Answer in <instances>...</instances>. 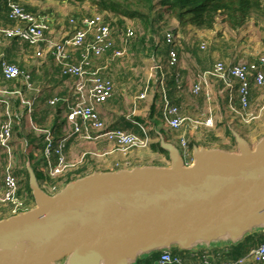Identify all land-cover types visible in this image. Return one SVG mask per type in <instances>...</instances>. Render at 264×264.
Wrapping results in <instances>:
<instances>
[{
  "label": "water",
  "instance_id": "1",
  "mask_svg": "<svg viewBox=\"0 0 264 264\" xmlns=\"http://www.w3.org/2000/svg\"><path fill=\"white\" fill-rule=\"evenodd\" d=\"M237 149L161 139L169 166L94 171L51 194L28 160L35 204L0 219V264H137L145 255L237 244L264 231V136Z\"/></svg>",
  "mask_w": 264,
  "mask_h": 264
},
{
  "label": "crops",
  "instance_id": "2",
  "mask_svg": "<svg viewBox=\"0 0 264 264\" xmlns=\"http://www.w3.org/2000/svg\"><path fill=\"white\" fill-rule=\"evenodd\" d=\"M18 1L26 10L36 14L41 20L46 21L49 25V29L47 30L48 36L55 38H62L71 31L68 23V18L70 16L75 14L87 15V11L90 13L88 15L92 16L94 13L99 12L96 10V5L73 3L67 0ZM4 2L5 0H0V20L6 26H13L15 22L8 19L6 13H4L2 9L4 8ZM87 7L89 9H86ZM155 11H160L159 15H157L158 19L154 18L155 26H159V16L164 17L166 15L165 18L168 16L169 20L167 22L168 28L165 29L173 28L177 38L181 39L180 43L179 40H177L179 61L176 66H169L167 64L170 45L164 40H160L158 41V44L161 46L160 48L155 47L150 52L148 51L150 55L148 60L154 61L155 63H152L150 68L147 69L144 79L140 78V69L134 68V66L131 65V63L134 62V58H132L130 64L127 63L129 57H133L134 55L132 44L137 36L134 37L133 40L131 39L124 56L112 62H108L107 58L113 53L112 50L106 55L98 58L94 63L96 68H101L102 72L111 76L115 82L114 94L108 101L99 107L102 118L110 127L122 128L137 134H142L143 128L147 129L152 138L150 146L144 149L131 148L127 152H123L115 149V145L106 138L91 140L80 138L76 135L70 136L64 152L67 161L75 164V166L58 177L57 180H59L62 186L67 183L62 182L63 180L70 179L69 181H71L78 177L93 173L94 171H116L145 165L169 166L171 164V159L169 152L161 147L162 138L167 142L175 144L182 152V137H186L187 141H195L194 145L198 146L235 150L231 142L232 140L235 141L231 129L238 131L252 145L256 144V142L264 136V108H262L264 104V94L259 93V91H262V88H258L254 85H252L251 88L249 112L255 114L256 118L250 123L242 122L243 124L239 125L237 121L241 122L240 119L231 111L229 106L230 101H232L236 107L239 106L237 88L230 91L221 81L211 77L209 90L212 93V101H209L203 93L194 95L191 92V88L196 82L197 75L211 69L217 61H225L227 63L254 61L259 55L264 53L256 55L255 58L233 61L229 59L225 51H214L210 59H205L204 55H200L197 52L195 44L197 41L203 42L206 38H209L216 32L213 31L214 29H198L192 25L180 29L178 21L169 16L166 7L162 5L161 2L157 5ZM120 18L125 22L122 24L116 23L115 26L124 28L130 27L128 25L129 20L123 16H116L110 20L116 22ZM165 18H163L164 20L161 21V24L166 22ZM220 21L222 20L218 19L217 22ZM216 27L217 23L214 28ZM163 33L162 38L164 36ZM121 37V33L115 34V48L122 47ZM181 41L183 42L182 45ZM36 49L37 47H32L26 41L19 38L2 39L0 42V65L2 60H7L10 63L19 65L22 69L29 72L30 81L34 89L25 88L24 95L34 102L32 118L39 126L51 129L56 140H59L67 136L70 132L67 126L66 109L63 102L51 105L49 101L56 96L72 99L76 79L74 77L61 75L51 55L47 53V55L37 56L35 53ZM223 50L226 49L224 48ZM156 58H159V60L156 61ZM158 66H161L167 72L168 94L171 102L177 105L181 115L187 118L184 126L180 130L171 129L164 120L162 114V101L159 93L160 70ZM1 70L0 66V72H2ZM137 78L140 79L138 80ZM5 81L6 79H4V77L3 80H0V88L6 87L12 90L17 84L16 80H12V82ZM146 88H148L146 97L139 98V95L144 93ZM9 99L17 115L12 140L15 153V172L16 174H20L23 168H25L24 171H27L26 165L22 168L19 164L16 155V151L19 149L18 145L15 143L16 131L18 130L21 134L20 140L24 139L21 144L25 146L26 149L29 148V152L33 155L32 161L27 156L26 159L31 162L33 169L35 168L41 173L39 182L42 183L47 178L46 163L43 159V135L33 131L30 124L31 134L27 133L25 137L23 136V132L21 131L23 117H25L28 122L30 120L26 107H24L19 98L13 94L9 95ZM255 104L262 106L257 109ZM152 107L155 108L154 111ZM209 107L213 110V117L215 120L214 126H195L192 121L194 119L208 117ZM47 109L49 110L48 112L46 111ZM3 110L4 105L0 103V122L2 120ZM44 117L46 118V123L42 124V119ZM29 135L32 136L30 141L28 140ZM234 143L236 144V142ZM0 158L3 160L0 161L1 170L4 166L5 157L0 155ZM28 183L29 181L26 182V188ZM6 217H8L7 212L0 211V219ZM223 248H226L224 243H215L212 245H199L187 251L179 250L185 257L186 262H198L199 257L204 253H208L214 263H219L223 259H227L224 256L225 251ZM151 257L152 255L148 256V258L143 257L141 259L145 262L146 259ZM152 259L154 258H151L150 261H152ZM244 264L257 263L253 261V259H248Z\"/></svg>",
  "mask_w": 264,
  "mask_h": 264
},
{
  "label": "built area",
  "instance_id": "3",
  "mask_svg": "<svg viewBox=\"0 0 264 264\" xmlns=\"http://www.w3.org/2000/svg\"><path fill=\"white\" fill-rule=\"evenodd\" d=\"M3 6L8 8V18L15 24L5 26L0 21V42L8 38L26 41L32 47H37L35 52L37 56L49 53L63 75L76 79L72 99L56 96L49 101L51 105L64 103L67 126L70 130L67 136L56 140L51 129L39 126L32 118L34 102L24 95L25 88L34 89L30 74L14 63L7 60L1 61L0 66L5 79L17 81L12 90L6 87L0 88V103L4 105L0 122V155L5 157L4 166L0 170V211H6L8 216H11L32 208L35 200L26 188L23 176L15 172L12 140L17 115L9 99L10 94L19 98L21 104L26 107L32 130L43 135V159L46 163L47 178L40 185L51 194L60 189L53 181L75 166L67 161L64 152L70 136L76 135L91 140L106 138L115 145V149L123 152L131 148H148L152 138L145 128L142 134H137L122 128L110 127L99 110L100 105L114 94L115 82L111 76L102 72L101 68H96L94 63L110 50H113V53L107 58L108 62L124 56L131 39L137 36L133 28L117 27L112 20L106 18V14L96 12L92 16H70L68 23L71 31L62 38L49 37L48 23L27 11L18 0H5ZM116 33L122 34L120 48H115ZM163 34L166 43L170 45L167 64L176 66L179 61L177 37L172 29L165 30ZM201 47L206 48V44L203 43ZM78 50L80 57L76 58L74 53ZM158 68L160 70L159 93L164 120L171 129L180 130L187 118L183 117L179 107L171 102L168 94L167 72L161 66ZM211 77L221 81L230 91L237 88L239 106L236 107L232 101L229 106L241 122L250 123L256 118L255 114L249 112L250 94L252 85L264 88V54L259 55L254 61L237 63L217 61L211 69L197 75L191 92L194 95L203 93L209 101H212V93L209 90ZM147 90L148 88L139 95V98L146 97ZM208 112V117L194 119L192 123L197 127L214 126L215 120L211 107ZM181 146L185 161L190 164L192 152L188 149L186 137L181 138ZM248 259H253L257 264H264V238L248 254L237 260L223 259L219 263H214L208 253H204L199 257L198 262L191 263L186 262L182 254L164 250L147 264H244Z\"/></svg>",
  "mask_w": 264,
  "mask_h": 264
},
{
  "label": "trees",
  "instance_id": "4",
  "mask_svg": "<svg viewBox=\"0 0 264 264\" xmlns=\"http://www.w3.org/2000/svg\"><path fill=\"white\" fill-rule=\"evenodd\" d=\"M68 1L73 3H80V4H84L88 1H91L93 4H95L98 7L99 11L103 13L107 12L105 14L108 20L111 19L109 15L110 13H112L117 17L123 16L126 18H130L132 20H135V22H139L145 31L153 30L155 26L153 11L156 7V4L154 0H68ZM160 2L162 5L166 7V11L169 13V16L175 18L178 21L180 29H184L186 26L192 25L198 29L211 30L214 29V26L217 23L218 19L224 20V22L232 29H238L242 27L253 14L264 16V0H160ZM2 9L4 10V13H6V16L8 18L7 15L8 8L4 7ZM75 16H81V15H75ZM84 16H91V15H84ZM112 22L115 25L116 23L122 24L125 21L120 18L118 21L116 22L112 21ZM163 39L165 41L164 36ZM78 52H79V56H78ZM74 56L76 58H79L80 51L79 50L76 51L74 53ZM57 67L59 68L60 74L63 75L61 73L60 67L59 66ZM0 74H1L0 80H3L4 77L3 72H0ZM63 76H68V75H63ZM5 82H12V80L7 81L6 79ZM152 110L154 111L155 108L152 107ZM31 137L32 136L30 135L28 136L29 141L31 140ZM194 144L195 141H188V149L190 152H192V148ZM27 157L30 158L31 161L33 160V155L31 153H28ZM34 171L39 180L41 177L40 173L35 168ZM23 174L24 172L20 171L19 175H23ZM25 174L28 176L26 170H25ZM69 180L70 179L68 180L66 179L63 181L61 180V181L68 182ZM53 183L56 184L58 188L62 186L59 180H54ZM27 187H29V183L27 184ZM29 191L31 192V190ZM263 238H264V232L262 231L249 234L245 237L243 241L237 244H231L230 246L223 248V250L225 251L224 256L227 259L236 260L242 257L243 255L248 254L252 248H254L263 240ZM172 252L176 254L182 253L179 250V248L175 250L172 249ZM158 255L159 253H154L152 254L151 258L155 259L157 258ZM151 258L146 259L145 262H143L142 259H139L137 264H145L151 262L150 261Z\"/></svg>",
  "mask_w": 264,
  "mask_h": 264
},
{
  "label": "rangeland",
  "instance_id": "5",
  "mask_svg": "<svg viewBox=\"0 0 264 264\" xmlns=\"http://www.w3.org/2000/svg\"><path fill=\"white\" fill-rule=\"evenodd\" d=\"M68 1V0H67ZM156 7L159 5L160 1L154 0ZM89 5H95L91 1L86 2ZM155 7V8H156ZM86 9H89L88 7ZM99 11L98 7L96 9ZM95 10V11H96ZM101 12V11H99ZM160 12V11H159ZM159 12H156L155 9L153 11V18L158 19L157 15H159ZM86 13L90 14L89 11ZM84 13V14H86ZM103 13V12H101ZM107 13V12H105ZM87 14V15H88ZM104 14V13H103ZM77 15V14H75ZM111 18L116 17L112 13L109 14ZM166 16V15H165ZM159 16V26H154L153 30H147L145 31L141 24L139 22H135L130 18H127L129 20V26L136 31L137 37L135 41L133 42L132 50L134 52L133 57L130 56L128 59V64L131 63L132 58H134V62L131 63V65L134 66V68L140 69V78L145 77V73L148 68L152 65V63H155L154 61L148 60L150 57L149 52L154 49L155 47L160 48L161 46L158 44V41L164 40L162 38V33L165 28H168L167 22L169 20V17L167 16L166 18ZM126 18V17H125ZM163 18L166 19V22L161 24V21L164 20ZM64 22V21H63ZM66 23V22H64ZM126 26V25H124ZM173 30L175 36L176 32L173 28H170ZM219 29V30H217ZM214 32L209 38H206L205 41L200 42L197 41L195 44V49L200 55H204L205 59H210L212 52H221L225 51L228 54V57L230 60L233 61H239V60H244V59H249V58H255L256 55L260 53H264V16L258 15V14H253L247 22L240 28L238 29H232L226 23L224 20L217 22V27L214 28ZM177 37V36H176ZM177 40H180L177 38ZM206 43V48H202L201 45L202 43ZM181 41V45H182ZM226 50H223V49ZM149 51V52H148ZM158 61L159 58H156ZM136 72V69H135ZM140 78H137L138 80ZM143 87V85H142ZM259 93L264 94V88H262V91H259ZM256 108L259 109L260 106L262 105H256ZM47 112L49 111L48 109L46 110ZM46 118L44 117L42 119L43 123H46ZM30 121L29 122L26 120L25 117H23V122L21 125V131L23 132V136L25 137V134H29L31 132L30 128ZM237 124H243L242 122L237 121ZM16 131V130H15ZM31 134V133H30ZM15 143L18 145L19 149L16 151L17 159L19 161V164L22 166V168L26 165L27 159L26 156L28 155L29 148L26 149L25 146H23L21 143L24 141V139H21V134L19 131H16V138H15ZM228 139V138H227ZM229 140V139H228ZM231 141V140H229ZM233 144L232 146L237 149L236 144L234 143L235 141H231ZM235 144V146H234ZM0 161L1 160L0 158ZM1 163V162H0ZM35 166V165H34ZM25 168L22 169L24 172L23 176L24 180L27 182L29 181L28 176L25 174L24 171ZM41 174V173H40ZM30 190V186L27 187ZM177 249L176 247H173V250ZM145 258H148V255H145Z\"/></svg>",
  "mask_w": 264,
  "mask_h": 264
}]
</instances>
